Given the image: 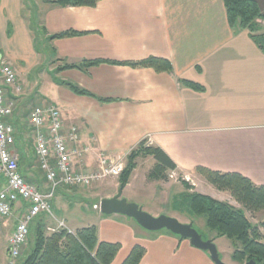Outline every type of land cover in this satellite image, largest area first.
<instances>
[{
    "label": "crops",
    "instance_id": "0c3cea01",
    "mask_svg": "<svg viewBox=\"0 0 264 264\" xmlns=\"http://www.w3.org/2000/svg\"><path fill=\"white\" fill-rule=\"evenodd\" d=\"M54 1L0 0V63L17 74V83L5 92L13 106L7 122L14 131L12 152L27 182L42 192L48 187L35 157L28 108L39 95L43 76H50L58 94L47 104L59 109L64 133L77 131L83 154L76 164L82 171L97 169L101 157L124 162L145 142L175 164L167 180L179 179L191 188L181 184L182 190L171 198L172 211L173 198L186 192L231 205L230 195L210 185L198 168L239 174L264 186V50L255 44L253 34L229 26L222 0H100L93 8L59 7ZM255 1L264 13L261 0ZM256 24L258 36L264 33V21ZM66 31L83 35L50 39ZM151 57L167 61L172 72L109 64L62 69L86 61L128 63ZM181 81L197 84L203 91ZM65 84L110 101L75 95ZM146 163L143 175H136L140 164ZM135 164L122 191L116 177L109 191L100 189L99 200L114 197L113 189L122 195L137 185L144 191L141 178L150 180L155 161L140 157ZM4 186L0 175V189ZM55 204H50L49 215L37 217L35 226L45 225L51 232L61 225L68 229L52 213ZM26 208L19 201L9 218L0 219V264H14L8 241ZM117 216L125 220L94 226L99 242L121 246L112 264H121L135 246L145 250L140 264H213L188 240L167 231L148 234L132 219ZM30 251L28 244L22 258Z\"/></svg>",
    "mask_w": 264,
    "mask_h": 264
},
{
    "label": "trees",
    "instance_id": "16d2710c",
    "mask_svg": "<svg viewBox=\"0 0 264 264\" xmlns=\"http://www.w3.org/2000/svg\"><path fill=\"white\" fill-rule=\"evenodd\" d=\"M100 0H56L52 2L59 7H90L93 8ZM230 27L238 26L247 30L257 46L264 50V33L254 35L258 31L257 20L264 21V13L255 0H222ZM83 35L74 31H66L52 36L50 39H66ZM101 64L125 65L132 68H152L156 72H172L171 65L162 59L147 58L139 62L86 61L80 66H64L67 69H80ZM194 91H203L197 84L181 81ZM75 95L86 96L107 103L110 100L99 99L91 93L73 85L65 84ZM140 157H152L155 164L148 178L154 181H166L167 173L175 170V164L159 148L147 146L141 142L125 159L122 173L118 177L119 190L126 186L136 160ZM201 175L210 185L220 192H225L241 206L237 209L226 202H220L198 193H182L172 200L173 211L189 217H204L205 227L216 233L215 238L225 237L231 243V259L239 264L253 260L256 264H264V216L258 226H254L246 217L250 213H264V186H256L239 174H220L198 168ZM186 190L191 188L182 182ZM38 219V218H36ZM30 229V227H29ZM36 236L30 253L21 264H112L121 246L99 242L96 228L86 227L70 234L65 229L55 231L45 238L42 227L37 224ZM34 231V232H35ZM145 250L135 246L121 264H140Z\"/></svg>",
    "mask_w": 264,
    "mask_h": 264
},
{
    "label": "built area",
    "instance_id": "2783aa9c",
    "mask_svg": "<svg viewBox=\"0 0 264 264\" xmlns=\"http://www.w3.org/2000/svg\"><path fill=\"white\" fill-rule=\"evenodd\" d=\"M16 83V71L0 63V175L5 181L4 188L0 189V218H9L17 202L27 204L8 241L12 262L21 255L32 222L40 215L51 213L50 199L58 188H88L103 179L119 177L124 169V162L106 157H101L99 167L94 171L77 169L75 161L83 154L77 145V131L71 129L64 133L59 109L45 104L32 110L28 122L34 135L35 157L49 188L42 192L37 185L27 182L12 152L14 131L7 122L13 114V106L5 98V92ZM93 208L98 209V206L94 205Z\"/></svg>",
    "mask_w": 264,
    "mask_h": 264
},
{
    "label": "rangeland",
    "instance_id": "374dc122",
    "mask_svg": "<svg viewBox=\"0 0 264 264\" xmlns=\"http://www.w3.org/2000/svg\"><path fill=\"white\" fill-rule=\"evenodd\" d=\"M261 3L262 6L264 7V0H261ZM51 78L52 77L50 76H43V78L39 82L40 85V87L38 88L39 95L37 96V99L34 98L35 100H32L30 102L28 111L30 109L33 110L36 106L42 104L45 105L48 103V99H53L56 97V95L58 94V87L53 79L51 81ZM34 85L35 84L33 83V87ZM33 96H35V94ZM150 160L151 163L153 164L152 159ZM124 165H125V160H124ZM147 165L148 164L146 163L144 164L143 167H141L140 164V166L137 169L136 175L142 176L145 169H147ZM76 168L81 169L80 164L79 165L77 164ZM116 180H117L116 178H107L105 180L100 181V183H97L96 185L92 184V186H89L88 188L61 187L58 191H55L52 195V198L50 199V204L52 206L53 203L56 202L55 208H53L54 210H52V213L60 221H63L65 226L72 231H69L68 229L64 228L62 225L58 227V230L65 229L70 234H75V230L78 228L92 227V226L100 228L101 224L105 221L119 224L123 220H125L122 219L121 217H118L117 215L104 216L100 214L99 210L93 209V205L99 206V203L101 201L99 200V196H97V194L100 192V189L102 188L104 189V191H109L108 189L111 188V185ZM141 182L144 184V191H141V189H139V186L136 185V187L133 186L131 189H129L127 193H122V197L125 200H127V202L137 205L145 213L153 217H158L162 215V216L174 218L182 224L192 223L193 228L198 232V234L202 237L203 240L217 239V241L214 242V244L217 248L220 260L222 262L224 261L223 262L224 264H226L229 261H232L230 256L233 250L230 241L225 237L215 238L216 233L209 231L205 227L204 217H189L186 214H180L178 212H173L171 210L170 208L171 198L182 190L181 180L171 179L168 177L167 181H150V180L144 181V179L141 178ZM48 188L49 186L47 187L46 190H48ZM117 192L118 190L113 189V192L111 191L110 193L116 195ZM227 200L231 202V205H233V207L237 209H241V206L238 205L233 199L230 200L227 197ZM244 211L246 217L254 226H258L260 224V222L263 219L264 213H250L246 210ZM35 220L30 225L29 236L26 244L22 248L21 255H19V257L14 261V264H19L23 262L24 258H22V252L24 251V249L28 247V244L31 246V249L33 247L34 238L36 236L35 228L37 226V225L35 226V224L37 223V221ZM51 222L53 221L51 220ZM43 227H42L43 229L42 234L45 238L50 237L55 232V231L51 232V230L47 229V226L45 225ZM260 231L262 234H264L263 230ZM158 232L156 233L148 232V234H157ZM161 232H166V231L163 230Z\"/></svg>",
    "mask_w": 264,
    "mask_h": 264
},
{
    "label": "water",
    "instance_id": "95a60500",
    "mask_svg": "<svg viewBox=\"0 0 264 264\" xmlns=\"http://www.w3.org/2000/svg\"><path fill=\"white\" fill-rule=\"evenodd\" d=\"M99 212L104 216L120 215L132 219L140 228L148 232L165 230L182 240H188L190 245L197 250L206 252L213 264H224L219 257L213 240H203L193 228L192 223L182 224L176 219L167 216L153 217L141 208L122 198L121 191L109 199L99 203ZM245 264H256L253 260Z\"/></svg>",
    "mask_w": 264,
    "mask_h": 264
}]
</instances>
